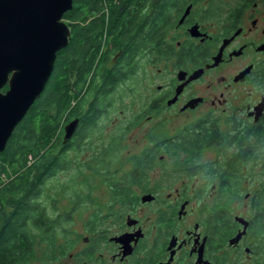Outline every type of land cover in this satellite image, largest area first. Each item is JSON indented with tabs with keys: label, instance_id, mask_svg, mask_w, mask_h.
I'll return each mask as SVG.
<instances>
[{
	"label": "flooded vegetation",
	"instance_id": "obj_1",
	"mask_svg": "<svg viewBox=\"0 0 264 264\" xmlns=\"http://www.w3.org/2000/svg\"><path fill=\"white\" fill-rule=\"evenodd\" d=\"M142 1L144 6L137 13L147 35L142 38L144 44L127 50L128 47L118 41L122 42L119 32L111 35L103 50L109 59L105 70L110 73L117 68L123 73L129 71L131 78L144 82L141 110L147 122L160 118L157 129L178 116L201 115L193 124H214L222 138L225 137L221 134L222 128L227 127L226 134L231 136L229 142L234 153L224 158L236 159L231 164L235 170L231 172L232 184L240 185L243 179L240 169L249 159L250 170L254 167L251 179H263H252L257 189L253 195L243 197L239 188L235 189L236 193L223 192V177L230 179L223 169L218 170V183L212 186L211 193L195 185L191 191L187 180L183 179L174 192L168 194L167 208L157 214L151 224L128 214L121 231L113 232L107 242L89 240L46 246H86L85 253L80 252L86 258L82 264H264V154L260 155L259 151L264 146L260 142L264 139V19L254 17L258 3L240 0L222 17L218 9L208 5V0H198V3L195 0ZM217 16L222 18L217 20ZM137 30L141 32L140 28ZM157 36H161L160 41ZM226 41L229 43L221 52ZM196 72H200L199 77L189 81ZM126 82V78L117 82L115 89L124 87ZM95 87L93 84V89ZM76 119L79 120L76 117L67 123L62 121L64 146L75 139L76 131L64 143L65 128ZM189 126L176 135L165 134L164 138L150 136L151 131L144 132L141 140L147 146L143 152L132 156L134 171L139 170V174L113 183L112 198L117 202L139 198L142 203V198L150 194L155 198L151 203L158 201V196L151 191L138 195L135 187L149 182L139 179L140 176L153 181L152 177L157 176L163 164L184 172L187 178L196 177L197 174H193L202 169L199 160L206 149H187ZM247 142L248 147H243ZM172 149L182 152L162 153ZM244 174L248 176V170ZM115 185H123L124 189L116 191ZM210 201L212 205L196 204ZM236 205L246 209L248 214L241 211L236 214ZM190 216L194 220L187 224ZM129 218L136 224L129 225ZM135 233L138 235L129 245L111 241ZM78 255L79 251L75 253Z\"/></svg>",
	"mask_w": 264,
	"mask_h": 264
},
{
	"label": "trees",
	"instance_id": "obj_2",
	"mask_svg": "<svg viewBox=\"0 0 264 264\" xmlns=\"http://www.w3.org/2000/svg\"><path fill=\"white\" fill-rule=\"evenodd\" d=\"M207 3L218 9L212 0ZM143 6L142 0H73V8L64 15V21L72 28L69 44L57 53L53 73L44 91L0 153V264L24 263L33 246L22 244L32 243L36 229L45 241L55 243L59 235L54 232L55 229L64 227L63 217L51 218L48 209L41 203L43 189L60 171L66 169L67 154L79 152L86 146L91 132L98 129L101 116L109 109L108 101L110 108L115 101V97L111 100L106 98L120 89H115L116 83L131 78V72L123 73L118 68L112 73L107 72L105 64L109 59L104 56L103 50L111 35L118 32L122 42L118 41L128 47L127 50L144 44L142 38L147 35L137 13ZM156 35H159L158 32ZM160 37H156L157 41H160ZM93 84L96 85L94 89ZM132 89L134 91L126 86L124 91L135 99L138 90ZM7 90L8 86L3 92ZM103 98L107 102L105 109L102 108L105 104ZM76 117L79 118L76 119L79 126L75 139L64 146L62 121L67 123ZM140 119L141 116L138 117ZM208 126L196 123L186 129L185 146L189 151L217 147L223 141L219 128L214 124ZM87 146L92 149L91 144ZM243 147H248V144ZM235 162L233 157L223 164L218 162L213 165V172L207 173V178L215 181L218 170L223 169L230 178L223 177V192L228 194L238 189L232 184L231 176V172L235 171L231 164ZM138 174L139 170L132 173L134 176ZM114 189L123 190L124 186L115 185ZM131 202L134 201H118L117 204L125 211ZM67 218L71 220L70 216ZM53 248L55 246H48L51 251Z\"/></svg>",
	"mask_w": 264,
	"mask_h": 264
},
{
	"label": "rangeland",
	"instance_id": "obj_3",
	"mask_svg": "<svg viewBox=\"0 0 264 264\" xmlns=\"http://www.w3.org/2000/svg\"><path fill=\"white\" fill-rule=\"evenodd\" d=\"M254 1L259 6L254 11V17L264 19V0ZM238 2L240 0H212V3L219 9L218 14L222 17L228 8L235 6ZM222 17L217 16V20ZM126 86L132 91H134L132 87L138 90L135 99L127 94L128 91H124ZM119 88L110 98H106L111 100L115 97V101L111 104L112 108H110V101H108L109 109L106 114L101 116L98 129L91 132L86 141V146H83L79 152H69L66 156L67 170L60 171L43 189L41 203L48 209V215L54 219L63 217L62 221L65 223L64 227L55 229L54 232L59 233L55 243L77 244L83 243L85 238H89L91 242H107L113 232L121 231L128 214L151 224L152 219L167 208L165 207L169 203L167 196L174 192L180 180H187L191 191L195 185L197 189L200 187V190L206 189L208 193H211L213 191L212 186L218 181L216 178L215 181H212L211 178H206L204 174L212 173L214 164L218 162L223 164L227 160L224 157L227 158L234 153L229 142L231 136L226 134L227 127H223V133H221L225 136L223 141L215 148L206 149L202 160H199V164L203 165L202 169L193 174H197L196 177L187 178L184 172L169 167L170 164L160 165L161 168L158 170L157 176L152 177L153 181L147 177L144 178L143 175L139 179H148V184L135 187L138 195L151 191L152 194L158 196V201L142 204L139 199L131 202L127 207L128 209L122 211L117 201L112 198L111 186L113 183L131 178L127 176H131L135 170V161L132 156H134L133 154H140L147 146L141 140L142 134L151 131L150 136L159 138H164L165 134L168 136L176 135L187 126L197 122V119L203 115L191 118L178 116L173 122H168L157 129L156 123L160 121V118L147 122L143 116V110H141L143 102L140 97H142L141 90L144 91V82L140 83L136 78H130L124 87ZM106 99L103 98V101ZM104 103L103 109L106 108L107 102ZM138 115L141 116L140 120H138ZM260 142L264 143V139H261ZM87 144L92 145L91 150L87 148ZM129 149L132 151L131 155ZM259 151L260 155H263L264 146H261ZM166 152L179 153L182 151H174V149L162 151V153ZM251 165L249 159L243 165L245 169L243 171V167L240 169L243 179L237 187L240 189L242 197L247 194L253 195L257 189L254 181L263 179L262 177H255L252 178L254 179L252 181L251 170L254 167L250 170ZM245 170H248V176L244 174ZM149 175H152L151 172ZM245 180L250 181L245 183ZM196 204L212 205V201ZM239 211L248 214L246 209L236 205L235 213L239 214ZM249 213L250 216L253 215L250 211ZM68 216L71 217L69 221ZM115 216H121L122 219ZM193 220L194 217L190 216L187 224ZM91 223L92 225H90ZM36 231L31 244H22L23 246H33L29 251V257L22 264H82L86 259L80 254V252L85 253L86 246H55L51 251L46 246L49 242L42 238L39 230L36 229ZM77 251H79V255L75 256Z\"/></svg>",
	"mask_w": 264,
	"mask_h": 264
},
{
	"label": "water",
	"instance_id": "obj_4",
	"mask_svg": "<svg viewBox=\"0 0 264 264\" xmlns=\"http://www.w3.org/2000/svg\"><path fill=\"white\" fill-rule=\"evenodd\" d=\"M72 8L73 0H0V153L44 91L57 53L69 44L71 29L63 18ZM228 43L223 44L221 52ZM199 74L194 73L189 81ZM6 86L8 90L3 92ZM78 122L74 120L65 128V144ZM154 199L149 194L142 198V203ZM128 221L129 225L136 224L131 218ZM137 235L124 234L111 241L129 245ZM88 241L89 238L84 239Z\"/></svg>",
	"mask_w": 264,
	"mask_h": 264
},
{
	"label": "clouds",
	"instance_id": "obj_5",
	"mask_svg": "<svg viewBox=\"0 0 264 264\" xmlns=\"http://www.w3.org/2000/svg\"><path fill=\"white\" fill-rule=\"evenodd\" d=\"M66 22V21H65ZM69 26V25H68ZM71 123V122H70Z\"/></svg>",
	"mask_w": 264,
	"mask_h": 264
}]
</instances>
